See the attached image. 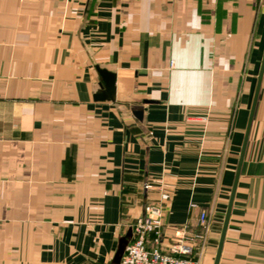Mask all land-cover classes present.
<instances>
[{
	"label": "crops",
	"instance_id": "0c3cea01",
	"mask_svg": "<svg viewBox=\"0 0 264 264\" xmlns=\"http://www.w3.org/2000/svg\"><path fill=\"white\" fill-rule=\"evenodd\" d=\"M263 52L264 0H0V264L112 263L149 205L213 264ZM218 264H264V69Z\"/></svg>",
	"mask_w": 264,
	"mask_h": 264
},
{
	"label": "built area",
	"instance_id": "2783aa9c",
	"mask_svg": "<svg viewBox=\"0 0 264 264\" xmlns=\"http://www.w3.org/2000/svg\"><path fill=\"white\" fill-rule=\"evenodd\" d=\"M161 217V208L149 205L129 223L132 235L119 264H200L199 256L194 254L198 234L184 227L174 229L172 235L166 237ZM199 219L204 224V212Z\"/></svg>",
	"mask_w": 264,
	"mask_h": 264
},
{
	"label": "water",
	"instance_id": "95a60500",
	"mask_svg": "<svg viewBox=\"0 0 264 264\" xmlns=\"http://www.w3.org/2000/svg\"><path fill=\"white\" fill-rule=\"evenodd\" d=\"M95 69L98 72V74L100 75V79L104 82V84H103L104 90H101L100 92H98L97 95H103L106 93L107 94L106 99H113V96H114V74L107 71L106 69L99 68L98 66H95ZM263 69H264V52H263L261 65H260V69H259V73H258V77H257L256 87L254 90V95H253V100H252V104H251V108H250V113H249V117H248L246 131H245L243 143L241 146V151H240L239 160H238V164H237L235 179H234V183L232 186V192H231L230 200H229V203H228V206L226 209V213L224 216L221 235H220V239H219V243H218V247H217V252H216L213 264H218V261H219L220 251H221V247H222V243H223V239H224L225 229L227 226V221H228V217H229V212H230L232 197H233V193H234V188L236 185L240 164H241V161L243 158V153H244V149H245V145H246V141H247V137H248V131H249L250 123H251L253 112H254V107H255V103H256V99H257V95H258V90H259V86H260V81H261ZM133 112L136 115V117H138L139 119L141 118L142 110L137 109V110H134ZM131 235H132L131 228H128L127 232L118 239V246H117V249H116L114 256L112 258V264H119L120 258L123 254V251H124V248H125L126 244L128 243L129 239L131 238Z\"/></svg>",
	"mask_w": 264,
	"mask_h": 264
}]
</instances>
